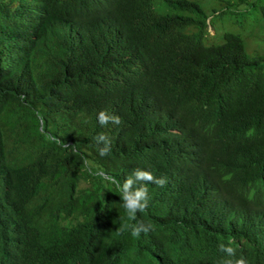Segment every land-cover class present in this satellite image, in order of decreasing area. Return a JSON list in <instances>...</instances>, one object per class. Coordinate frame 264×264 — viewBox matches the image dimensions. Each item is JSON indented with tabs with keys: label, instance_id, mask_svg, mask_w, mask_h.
Masks as SVG:
<instances>
[{
	"label": "trees",
	"instance_id": "obj_1",
	"mask_svg": "<svg viewBox=\"0 0 264 264\" xmlns=\"http://www.w3.org/2000/svg\"><path fill=\"white\" fill-rule=\"evenodd\" d=\"M201 1L0 0V264H264V58L213 23L256 2Z\"/></svg>",
	"mask_w": 264,
	"mask_h": 264
},
{
	"label": "clouds",
	"instance_id": "obj_2",
	"mask_svg": "<svg viewBox=\"0 0 264 264\" xmlns=\"http://www.w3.org/2000/svg\"><path fill=\"white\" fill-rule=\"evenodd\" d=\"M97 121L101 126L107 125L109 122L113 124H120L121 119L116 115H109L105 111H100L97 116ZM97 145H103L99 147V155L107 156L111 152V142L108 138L100 134L95 137ZM85 163H87L85 161ZM116 184L117 191L119 192L120 207L123 208L128 223L121 224L116 230L117 233L123 234L124 232L130 233L133 238H139L141 233L148 234L153 230L151 224H147L143 221H138V213H143L149 206L150 196L147 185L155 184L163 187L167 181L164 177H155L150 171L142 169H134L130 175H128L123 183L111 181ZM220 250L226 254V259L222 261V264H247L246 259L241 256L236 257V249L231 246L221 244Z\"/></svg>",
	"mask_w": 264,
	"mask_h": 264
},
{
	"label": "rangeland",
	"instance_id": "obj_3",
	"mask_svg": "<svg viewBox=\"0 0 264 264\" xmlns=\"http://www.w3.org/2000/svg\"><path fill=\"white\" fill-rule=\"evenodd\" d=\"M210 1V0H208ZM228 1V0H221ZM231 1V0H230ZM255 3V10H230L225 16L220 14L218 17L213 18V23H216L220 29L235 30L240 32L247 39L245 46L250 56H259L264 58V18L262 17V8H264V0H252ZM213 2V3H212ZM210 7L206 0L201 1L204 11L210 13L211 8H215L217 13L224 12L219 10L222 4L218 0H212ZM224 5V4H223ZM232 12V13H231ZM230 21H229V19ZM208 30L213 34V28L209 26ZM264 62V59L262 63Z\"/></svg>",
	"mask_w": 264,
	"mask_h": 264
}]
</instances>
